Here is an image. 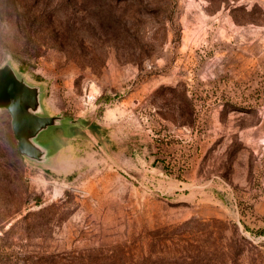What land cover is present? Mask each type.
<instances>
[{
	"label": "rangeland",
	"instance_id": "obj_1",
	"mask_svg": "<svg viewBox=\"0 0 264 264\" xmlns=\"http://www.w3.org/2000/svg\"><path fill=\"white\" fill-rule=\"evenodd\" d=\"M7 63L0 264H264V0H0Z\"/></svg>",
	"mask_w": 264,
	"mask_h": 264
},
{
	"label": "water",
	"instance_id": "obj_2",
	"mask_svg": "<svg viewBox=\"0 0 264 264\" xmlns=\"http://www.w3.org/2000/svg\"><path fill=\"white\" fill-rule=\"evenodd\" d=\"M0 108H7L12 116L19 152L31 160L46 162L52 152L38 141V136L66 119L62 115L41 113L40 88L20 77L10 63L0 67Z\"/></svg>",
	"mask_w": 264,
	"mask_h": 264
}]
</instances>
